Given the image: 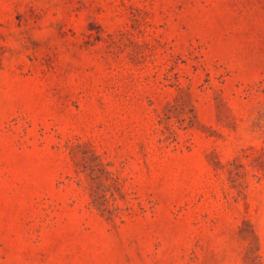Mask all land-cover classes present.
I'll return each instance as SVG.
<instances>
[{
    "label": "rangeland",
    "instance_id": "rangeland-1",
    "mask_svg": "<svg viewBox=\"0 0 264 264\" xmlns=\"http://www.w3.org/2000/svg\"><path fill=\"white\" fill-rule=\"evenodd\" d=\"M0 264H264V0H0Z\"/></svg>",
    "mask_w": 264,
    "mask_h": 264
}]
</instances>
